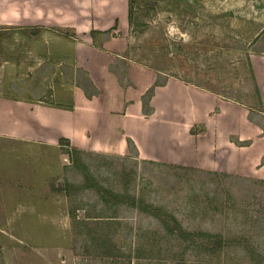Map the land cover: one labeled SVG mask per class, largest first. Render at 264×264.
Masks as SVG:
<instances>
[{"label":"rangeland","instance_id":"1","mask_svg":"<svg viewBox=\"0 0 264 264\" xmlns=\"http://www.w3.org/2000/svg\"><path fill=\"white\" fill-rule=\"evenodd\" d=\"M263 26L264 0H129L127 53L260 107ZM39 31L0 27L1 95L53 102L72 80ZM62 144L0 138V264H264V179ZM170 215L227 240L206 253Z\"/></svg>","mask_w":264,"mask_h":264},{"label":"crops","instance_id":"2","mask_svg":"<svg viewBox=\"0 0 264 264\" xmlns=\"http://www.w3.org/2000/svg\"><path fill=\"white\" fill-rule=\"evenodd\" d=\"M128 20L129 0H0V27L38 28L73 72L53 102L0 94V138L264 179V52L255 107L131 57Z\"/></svg>","mask_w":264,"mask_h":264},{"label":"trees","instance_id":"3","mask_svg":"<svg viewBox=\"0 0 264 264\" xmlns=\"http://www.w3.org/2000/svg\"><path fill=\"white\" fill-rule=\"evenodd\" d=\"M161 223L168 233L175 234L180 240H187L190 243L200 245L203 251L209 254H214L220 251L227 240V238L220 232H212L208 230H184L178 219L172 215L162 218ZM238 243L243 247H246L243 242L238 241Z\"/></svg>","mask_w":264,"mask_h":264}]
</instances>
